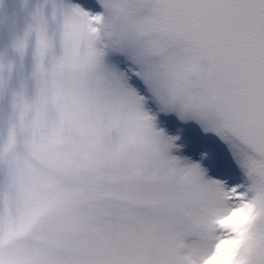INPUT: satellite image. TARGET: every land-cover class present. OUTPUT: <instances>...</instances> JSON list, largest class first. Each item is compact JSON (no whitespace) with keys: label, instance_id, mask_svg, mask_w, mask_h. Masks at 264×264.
<instances>
[{"label":"snow or ice","instance_id":"6c2138e0","mask_svg":"<svg viewBox=\"0 0 264 264\" xmlns=\"http://www.w3.org/2000/svg\"><path fill=\"white\" fill-rule=\"evenodd\" d=\"M0 264H264V0H0Z\"/></svg>","mask_w":264,"mask_h":264},{"label":"rangeland","instance_id":"374dc122","mask_svg":"<svg viewBox=\"0 0 264 264\" xmlns=\"http://www.w3.org/2000/svg\"><path fill=\"white\" fill-rule=\"evenodd\" d=\"M15 0H5V3L8 7H11L14 4Z\"/></svg>","mask_w":264,"mask_h":264}]
</instances>
